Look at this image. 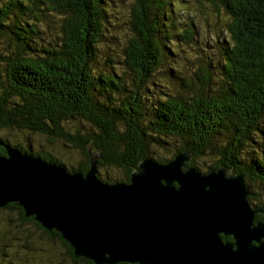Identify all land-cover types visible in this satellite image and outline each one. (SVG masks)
Instances as JSON below:
<instances>
[{
	"label": "trees",
	"instance_id": "16d2710c",
	"mask_svg": "<svg viewBox=\"0 0 264 264\" xmlns=\"http://www.w3.org/2000/svg\"><path fill=\"white\" fill-rule=\"evenodd\" d=\"M186 1L133 0L132 36L123 55L114 56L129 71L119 74L95 68L101 45L116 52L115 36L107 35L105 25L106 0H0V155L11 146L69 172L86 173L92 148L98 168L124 170V180L100 179L116 184L129 183L142 160H154L152 148L174 146L173 156H192L184 170L200 172L196 160L216 156L208 172L227 167L246 176L248 202H256L254 210L264 209L260 192L250 188L257 183L264 189V0H196L217 23L220 14L227 16L217 59L200 57L199 68L185 75L169 68L181 91L153 97L160 67L181 42L188 45L197 36L200 26L185 20L189 12H179ZM16 131L72 146L81 162L69 169L46 150L12 145L8 138ZM256 221L264 222L261 212ZM15 241L22 252L7 264H64L54 257L58 248L69 264H95L76 257L60 233L9 203L0 208V250L13 249Z\"/></svg>",
	"mask_w": 264,
	"mask_h": 264
},
{
	"label": "water",
	"instance_id": "95a60500",
	"mask_svg": "<svg viewBox=\"0 0 264 264\" xmlns=\"http://www.w3.org/2000/svg\"><path fill=\"white\" fill-rule=\"evenodd\" d=\"M0 155V208L60 233L76 257L95 264H264V222L247 200L246 176L222 167L184 170L189 153L150 158L129 183L98 178V152L86 173L69 172L6 146ZM232 237L224 242L221 236Z\"/></svg>",
	"mask_w": 264,
	"mask_h": 264
},
{
	"label": "rangeland",
	"instance_id": "374dc122",
	"mask_svg": "<svg viewBox=\"0 0 264 264\" xmlns=\"http://www.w3.org/2000/svg\"><path fill=\"white\" fill-rule=\"evenodd\" d=\"M132 5L133 0H106L105 6L110 13L108 17L109 24L106 23L105 25L107 26V35L110 37L111 35L115 36L116 44L112 47L116 52L112 54V50H106V46L104 47V45H101V59L98 64H95V68L97 69L96 72H99L101 69L103 70V73H105L106 70L114 71L119 74H122L124 71H129L124 65V61L119 57H117V59L115 60L114 56L115 54L123 55V49L125 48L129 38H131L132 36L130 26V8ZM178 6L180 7V13H190L189 16L191 17L186 16L185 20L192 21L190 24L195 25V27H197V24L200 27H197L196 29L197 36L195 37V40L188 45H185V43L181 42V45H178V49L175 48L176 53L172 56V60L167 61V63L162 65L163 68L160 67V71L156 74V77L153 78L152 81L154 82V87L152 86L151 88V93L154 95L153 97L163 96V94H174L175 90L176 92L178 90L181 91V88L178 87L180 80L173 79L172 76L174 74L171 73L170 69H172L173 72L175 69V72L179 73L180 75H185L189 71L193 72L197 70V68H199V64H201V61H199L201 60L200 57L204 58L206 61L213 62L215 59H217L216 56L218 55V50L220 48L218 42L221 41V38L224 36V34L221 32V29L223 28V24H221V22H223L227 16L220 14L217 23V19L212 16V12L209 9L204 8V6L199 4L196 0L186 1L185 5ZM179 16H183V14H180L177 17ZM177 23L179 24V26H182L179 19ZM106 37V45H111L108 37ZM176 43L178 44L180 42L178 41ZM176 68L179 69L177 70ZM84 128L90 129V126L85 125ZM256 138L262 141L260 133L256 136ZM8 139L12 145L30 144V146L35 151L46 150L47 152L51 153L54 158L62 161L69 169L71 167L73 168L78 166V164L81 162V154L77 149L73 148L72 146V148L69 146L67 147L58 140L50 142L44 136L37 134L32 135L30 138H28V135L26 133H20L17 131L13 132ZM173 147L167 146L165 148H152L150 155L154 160L168 159L169 161H171L176 157L172 154ZM216 161V156H208L203 159H197L195 165L199 168L200 173L208 174L210 173L208 172L209 167L214 165ZM98 170V174H100L98 175L99 179L109 178L111 181H119L125 179V172L120 168L99 167ZM250 188L256 193L260 192L261 197H263L264 199V189L261 185H258L256 183L255 186ZM248 203L254 210L253 206L256 204V202L253 200L252 202L249 201ZM221 237L225 236L222 235ZM12 244L14 246L13 249L7 248L5 250H0V258L3 257L2 263H10V260L17 258V253L21 251L19 249H16L18 248V241L13 242ZM3 254L6 255L3 256ZM54 257H58V260L64 261V264H69L71 262L70 258L65 257L64 250L62 248L57 249V254Z\"/></svg>",
	"mask_w": 264,
	"mask_h": 264
},
{
	"label": "flooded vegetation",
	"instance_id": "af4514ba",
	"mask_svg": "<svg viewBox=\"0 0 264 264\" xmlns=\"http://www.w3.org/2000/svg\"><path fill=\"white\" fill-rule=\"evenodd\" d=\"M231 242V241H230Z\"/></svg>",
	"mask_w": 264,
	"mask_h": 264
}]
</instances>
